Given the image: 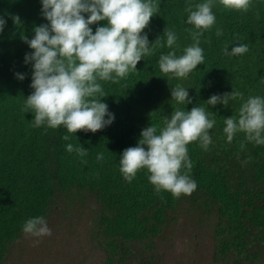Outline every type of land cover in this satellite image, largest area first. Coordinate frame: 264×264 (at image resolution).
<instances>
[{
  "label": "trees",
  "instance_id": "trees-1",
  "mask_svg": "<svg viewBox=\"0 0 264 264\" xmlns=\"http://www.w3.org/2000/svg\"><path fill=\"white\" fill-rule=\"evenodd\" d=\"M156 2L160 10L143 34L150 43L161 37L162 46L118 83L100 81L102 102L115 120L96 133L75 134L63 125L33 127L34 113L22 111L33 91L32 65L25 63L33 50L22 37L33 38L34 27L48 23L41 0H0V16L6 20L0 34V264H173L164 262L159 244L180 230L188 235L186 222L198 224L190 232L195 244L188 243L181 264H264V145L246 142L241 149L243 133L227 141L224 118L237 115L242 101L215 108L203 104L233 89L245 99L264 96V0H252L247 12L225 9L215 0L216 24L201 37L205 62L186 79L159 69L160 56L173 50L164 32L166 27L176 32L177 55L182 54L193 43L186 29L194 30L185 8L206 0ZM10 15H18L21 25ZM217 28L223 30L219 37ZM239 44L249 51L238 57L224 54L226 47L231 51ZM17 73L25 79L20 81ZM177 84L189 88L192 104L172 101L170 87ZM197 105L214 112L216 125L207 150L199 142L188 146L196 191L179 198L158 193L146 169L127 182L120 157L137 145L142 130L150 123L162 127L176 107L190 111ZM68 143L82 145L88 154L69 153ZM100 153L102 161L97 160ZM37 216L46 219L51 236L23 232L24 222ZM204 227L209 232L200 231Z\"/></svg>",
  "mask_w": 264,
  "mask_h": 264
},
{
  "label": "clouds",
  "instance_id": "clouds-1",
  "mask_svg": "<svg viewBox=\"0 0 264 264\" xmlns=\"http://www.w3.org/2000/svg\"><path fill=\"white\" fill-rule=\"evenodd\" d=\"M41 3L42 16L48 23L34 27L33 38L22 37L33 50L25 55V63L32 65L33 91L25 99L22 111L34 113L32 126L36 128L57 129L63 125L75 134L101 131L114 122L115 116L102 102L105 93L100 81L118 83L130 71H137L138 63L161 45V37L150 43L147 34H143L159 12V4L156 0H41ZM219 3L228 10L247 12L252 0H219ZM214 7L215 0L186 6L187 24L194 26V30L186 31L193 43L180 55L176 51L178 36L166 27L167 47L173 50L159 58L163 74L186 79L204 64L201 37L216 24ZM10 18L15 25H21L18 15ZM5 26L6 20L0 16V34ZM222 34L223 30L217 28L216 35ZM248 51V45L239 44L231 51L226 47L224 54L238 57ZM16 76L20 81L25 79L23 74ZM188 89L180 84L170 87L172 101L177 105L192 104ZM237 100L242 101L238 114L224 118L227 141L231 143L238 133H243L241 149L246 142L264 145V96L250 95L245 99L242 92L233 89L231 93L214 94L203 104L215 108ZM198 105L190 111L176 107L170 116L164 117L162 127L150 123L142 130L137 145L125 149L120 157L119 170L127 182L131 183L140 170L146 169L148 180L158 193L164 190L179 198L196 191L197 184L190 176L192 161L188 146L199 142L207 150L213 143L210 130L216 125L214 112ZM162 110L168 113L164 106ZM63 140L69 141L70 136L65 135ZM66 150L81 157L88 154L82 145L72 143L66 145ZM103 159V153L98 154L97 160ZM188 225L185 224L187 231ZM23 232L37 238L52 235L43 216L26 220Z\"/></svg>",
  "mask_w": 264,
  "mask_h": 264
},
{
  "label": "rangeland",
  "instance_id": "rangeland-1",
  "mask_svg": "<svg viewBox=\"0 0 264 264\" xmlns=\"http://www.w3.org/2000/svg\"><path fill=\"white\" fill-rule=\"evenodd\" d=\"M215 223L218 222V218L215 217L214 220ZM187 223V222H186ZM189 232H196V228L194 225H197L198 223H188ZM200 231H208L206 227L204 229H200ZM209 232V231H208ZM167 241L165 240L163 243L159 244L160 250L159 254L164 259L165 263L172 262L173 264H181L186 261V255H188V250L190 247H188V243H191L192 246L195 244V238L192 235H185V233H179L177 234V237L175 236H169L167 237ZM34 239V238H33ZM31 239L30 241H32ZM38 250V248H35ZM133 262V259L130 260ZM13 262L16 263V260L14 259ZM35 264H43L40 262H37Z\"/></svg>",
  "mask_w": 264,
  "mask_h": 264
}]
</instances>
